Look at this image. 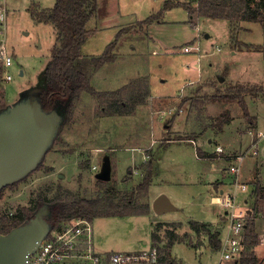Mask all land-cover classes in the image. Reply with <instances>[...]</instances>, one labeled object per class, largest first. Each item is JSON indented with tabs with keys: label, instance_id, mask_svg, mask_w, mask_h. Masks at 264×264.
Segmentation results:
<instances>
[{
	"label": "rangeland",
	"instance_id": "374dc122",
	"mask_svg": "<svg viewBox=\"0 0 264 264\" xmlns=\"http://www.w3.org/2000/svg\"><path fill=\"white\" fill-rule=\"evenodd\" d=\"M165 1L97 0L96 17L87 24V29H96V34L89 37L81 46L82 56L97 57L105 51L104 49L108 44L115 40L119 30L124 29L127 33L122 36L117 44L115 61L112 64H105L103 68L98 70L100 72H96L98 74L92 76L91 86L96 91H111L124 86L134 78L144 77L149 84L151 97L176 96L173 97L175 100L170 99L171 103L177 107L173 111V115L178 113L190 119L201 118L203 120L202 128L213 125V118L215 120L225 110L229 112L230 117L233 115L235 119H240L242 112L237 102L226 100L212 103L214 104L212 113L215 116L204 117L198 113L202 102L204 100L208 102L207 99L213 97L205 92H211L216 96L224 93L226 89H221L222 85L219 87L220 83L213 78L210 81L204 80V82L198 80L209 75L214 77L218 75L217 67L210 65L215 62L219 68L226 67L231 71V80L240 81L243 83L242 85L247 84L244 86L263 88L264 85H254L255 83L253 84L251 81L262 69V54L260 52H255V54L238 53L237 56H231V50L237 48L229 45L228 21L200 19L190 23L189 14L181 7L163 11L164 23L152 25L150 30L148 29L149 31H145L147 25H142L140 22L157 14L163 8ZM167 1L173 2V0ZM183 1L190 2V0ZM32 2H36L44 8L52 6L54 0H0V7L6 11L4 31L6 46L12 55V65L7 69V73L11 75L10 82L5 83V70L0 69V95L2 94L3 97L5 91V95L9 99L21 91H26L28 95L31 93V85L36 84L43 75L51 57L50 51L55 45L56 34H54L52 27L49 25L35 26L28 16L26 11L28 6V10H35V6L30 5ZM248 27L251 33H239L238 40L252 44L264 42V35L257 24H249ZM205 34H209L210 39H206ZM192 43L193 46L199 48V52L197 54L195 52L184 53L185 45ZM260 48L256 46L255 49ZM218 49L220 52L217 51ZM21 72H23L22 75H20ZM222 76L225 77V73ZM230 79L226 80V85H231ZM206 82L212 84L214 90L206 89ZM181 91L184 92L181 94ZM2 97L0 96V104ZM188 97L191 102L181 109L182 103ZM147 100L145 105H150L149 97ZM197 100L199 103L194 104ZM100 105L101 103H98L95 98L87 93L80 96L75 102L72 118L60 130L58 140L54 141L48 149L41 168L32 171L26 180L16 184L14 188H7L3 191L0 199V216L12 215L19 207L34 206L42 201L48 203L57 196H61L65 200L74 197L96 198L107 190L111 191V189L114 190L115 194L122 195L130 191L126 188L133 189L136 186V183L142 179L139 175L141 173L144 175V172L136 171L133 166L142 164L143 155L140 151L130 150V148L143 147V144L146 147L145 143L149 142L148 139L151 140L152 136L149 135L148 129L141 125V120L137 117L138 111L134 112L133 117L125 115L103 116L100 113ZM159 105L162 107V104ZM247 107L250 113H255V116L261 120L259 129L247 127L242 130V125L236 126L231 123L224 130L226 135L222 140L216 139L217 141L212 143L211 152L215 153L214 148L219 146L225 154H239L251 145L252 138L247 134V131H262L264 133V102L258 103L257 107H254L252 103ZM140 109L141 107L138 110ZM160 111L162 114H158L161 123L159 133L162 132L163 134L161 133V137L158 139V146L163 147L169 144L167 143L169 138L173 142L184 141L188 136H183L180 133L171 135V132L165 131L166 125L168 130L170 129L168 116H163L168 110L163 108ZM141 114V118H146L149 113L144 111ZM206 115L210 114L206 112ZM195 133L193 132V134ZM241 133L244 134L241 135ZM190 142L197 146L196 141L190 140ZM195 148L189 144H182L172 145L159 151L158 154L162 156V160L157 166L161 179L155 181L153 189L155 192L156 184L160 180L170 183V185L173 183L169 198L184 210L168 214L166 217H174L180 220L191 217L199 222H217L211 232L217 231L221 237L226 224L222 214L223 208L212 200L220 194L213 196L212 199H207L204 205L196 204L194 200L197 197L200 199L205 197L206 188L204 186L207 181L221 178L223 193L225 194L231 189L232 178L227 175L226 169L230 161H223L225 162L224 168L222 167L225 169L223 177L221 175L223 170L218 162H213L214 166L211 168L209 161L198 162L195 159V150H197ZM263 148L264 138L258 144L259 153L257 157L248 155L241 162L239 166L240 183L252 181L255 176L257 161L261 176L264 178ZM151 151L145 149L142 151L147 157L145 162H151L152 158L155 159L156 155L152 154ZM225 154L221 156H225ZM106 155L111 159V179L100 186L97 183L96 174H98L103 157ZM115 160L120 161L117 164V169H115ZM129 166L132 167L128 168ZM121 173L123 174L119 177ZM130 175L134 176L129 178ZM246 186L248 185L246 184ZM62 191H69V193H62ZM248 197L251 201V192ZM242 202H238L241 207L252 208V204L246 203L244 206ZM205 207L208 208L207 211H204ZM218 214H220L219 217ZM135 217L120 220L96 219L92 223L96 247L98 245L108 251L111 248L114 252L128 253L143 248V241L149 242V236L151 240V224L147 215ZM179 225L177 224L176 227ZM173 229L175 231L177 228L164 226L161 229L159 234L162 241L166 242L163 238L164 231ZM188 233L189 236L190 233ZM179 234L182 235L183 233L179 232ZM204 243L205 246L199 247L196 251L183 244L174 245L172 255L178 259L179 264H218V250L217 253L209 252L208 241L206 240ZM141 263L143 262L137 264Z\"/></svg>",
	"mask_w": 264,
	"mask_h": 264
},
{
	"label": "trees",
	"instance_id": "16d2710c",
	"mask_svg": "<svg viewBox=\"0 0 264 264\" xmlns=\"http://www.w3.org/2000/svg\"><path fill=\"white\" fill-rule=\"evenodd\" d=\"M98 4L97 0H55L52 8L42 11L28 10L30 16L39 23H51L56 31V43L51 49V57L45 67V83L40 92L35 93V97L42 105L44 112L56 110L63 117L61 129L68 124L75 110V102L83 93H87L95 98L100 105V113L103 116H130L133 115L136 107L147 103L149 97V84L144 77L134 78L124 86L114 91H96L91 86L92 76L98 72L105 64L113 63L116 59L115 49L122 36L127 33L121 29L116 34L115 40L108 44L105 51L97 57H83L81 46L95 33V30L87 29V24L96 15ZM172 7H181L191 15L205 17L213 20H227L230 24L231 40L237 45L245 47L247 50L255 49L256 46L244 44L235 41V26L239 22L258 23L264 27V0H194L193 2L173 3L166 1L163 8L157 14L140 22L142 25H149L161 16L163 11ZM1 69V67H0ZM2 70V69H1ZM262 93L264 87H249L242 84L228 86L225 92L213 96L211 100L237 102L241 109L242 116L248 122L253 118L249 116L247 104L244 95H255ZM2 97V94L0 95ZM28 96L26 91L22 92L21 99ZM4 107L0 106V111ZM231 121L229 112L223 111L214 120L213 128L221 131L225 124ZM60 129V130H61ZM59 134L55 137V141ZM199 157L206 158L207 155L197 150ZM45 158V157H44ZM44 158L34 169L41 168ZM144 172L142 179L129 192L118 195L114 190L102 193L96 198L74 197L67 200L57 196L53 201L40 202L30 207H19L12 215L0 216V233L7 234L15 227L23 225L41 210H47L44 220L50 229H57L67 220L74 218H87L93 221L102 217H120L148 215L150 207L144 201L148 194V187L153 177L152 163L147 161L138 166ZM28 176L15 181L0 190V199L3 191L11 189ZM101 186L106 181L97 180ZM253 210L248 218L244 233V250L242 258L238 264H259L253 255V248L258 245L259 238L256 232L255 216L259 212L261 199L263 198V188L258 182H254ZM68 194L69 191H62ZM177 228V224L156 223L154 231L151 233V242L157 250V259L160 264H177L175 259L170 256V248L174 242L181 241L173 230L164 231L165 245L159 234L164 227ZM180 226V225H179ZM189 226L197 233L207 231L206 225L190 221ZM208 237L213 248L218 249L220 240L218 232L208 231Z\"/></svg>",
	"mask_w": 264,
	"mask_h": 264
},
{
	"label": "crops",
	"instance_id": "0c3cea01",
	"mask_svg": "<svg viewBox=\"0 0 264 264\" xmlns=\"http://www.w3.org/2000/svg\"><path fill=\"white\" fill-rule=\"evenodd\" d=\"M193 1L194 0H190V2H193ZM184 2H186V1L173 0V3H184ZM54 3H55V0H54ZM54 3H53V5H54ZM32 4L35 6V10L36 11H42L44 9H50V8L53 7V5H52L50 7L42 8L36 2L35 3L32 2L30 5H32ZM28 8H29V6L27 7L26 11L28 12V16L34 22L35 26L49 25V26L52 27L54 34H56L55 28H54V26L51 23H47V24L44 23L43 24V23H39L36 20H34V18L30 16ZM172 8H174V7H172ZM161 16L156 21H154V22L150 23L149 25L145 26L146 27L145 31H149L150 27L152 25L163 24L164 23L163 16L162 17ZM200 19L202 20V19H209V18H205V17L201 18V17H198L197 15L189 14V22L190 23L193 22L194 20L198 21ZM211 20H213V19H211ZM249 24H251V25L257 24L258 27L261 29L263 35H264V27L260 26V24H258V23H248V22H239L235 26V33H234L235 34V41L237 43L240 42V43H244V44H249L251 46H255L256 45V46L261 47V48L260 49L247 50L245 47L237 45L234 41L231 40V30L232 29H230V24L228 22V27L230 29V32H229V45L234 46L235 48H237L236 50H231L230 55L231 56H237L238 53L255 54V52H258V53L260 52V54H262V63H263L262 64V69H260L257 72L256 78L254 80H251V81H253L252 82L253 84L255 83L254 85L262 86V85H264V42H259V43L252 44V43H245V42H242V41L238 40V34L239 33H242V32L248 33V34L251 33V30L248 27ZM95 31H96V29H95ZM56 37H57V34H56ZM205 38L206 39H210V35L209 34H205ZM55 43H56V40H55ZM217 51L220 52V49H218ZM210 65H212L213 67H217L218 75H216L215 77L209 75V76H206L204 79H199L198 81H203V82H204V80L210 81L213 78V79L217 80V82L220 83L219 87L222 85L220 87L221 89H225L226 87L232 86V85L243 84L240 81L238 82L237 80H233V79L231 80L230 79V78H232L231 77L232 76L231 75V71L229 69H227L226 67L225 68H219L218 64H215V62H212ZM101 68H103V67H101ZM98 72H100V71H98ZM223 73H225V75H226L225 77L222 76ZM22 74H23V72L20 73V75H22ZM95 74H98V73H95ZM228 78L231 80L230 81L231 85H226V80H229ZM41 79H42V76L38 79L39 81L36 84H33L31 86H34V85H37L38 83H40ZM222 81H223V83H222ZM189 82H191V81H189ZM5 83H6V81H5ZM253 84L250 83V85H253ZM244 85H247V84H244ZM205 87H206V89L214 90V86L212 84H208L207 83ZM3 88H4V85H3ZM111 91H114V90H111ZM22 92H24V91H21L20 93L15 94L11 99H9L8 96L5 95V91H4V96L1 98L0 106L5 108L7 106H10L12 103L17 102L19 100ZM182 92H184V91H181V94H182ZM205 93L207 95H209L210 97L214 96V94H212L211 92H205ZM208 93H211V94H208ZM207 95H205V96H207ZM173 97H176V96L169 95V96L162 97V98H154V97L150 96V92H149V101H150L149 104L150 105H148V104L147 105H145V104L144 105H139V106H137V108L135 110V113L138 111L137 117H138V119L141 120V125L143 127H145L146 129H148L149 135L151 134L152 139L151 140L148 139L149 142L145 143L147 145L146 147L143 144V147H135V148L133 147V148H130V150L140 151V153L143 155V160H142L141 163H144L147 160L146 159L147 157L145 156V154L142 153V151H144V149L145 150H152L151 151L152 154L156 155L155 159L152 158L153 160L151 161L152 162V167H153L152 171H154V172H153L152 180H151V182L149 184V187H148V189H149L148 190V194H147V196L144 199V201H146L148 203V206L150 207V213L147 215V217L149 218L150 224H151V226H150L151 227L150 234L154 231L156 223H163V224H173V223H175V224H180V226L177 227V229L175 231H176V234L178 235V237H180L182 240L174 242L173 246L177 245V244H183L187 248L193 249V250L196 251V250L199 249V247L202 248V246H205L204 242L207 240L208 241V249H209L208 251L209 252L212 251V252H216L217 253L218 249H215V248L212 247V245L210 243V240H209V237H208V233H207L208 231L211 232V230L215 228L217 222H215V223L199 222V221L194 220L191 217L186 219V220H180V219L174 218V217L173 218L166 217V215H168V214L182 212L184 209L181 206H177L176 204H174L173 201H171V199L169 198V194H170L171 187H172L173 183L170 185V183H167V182H164V181L160 180V182L158 184H156L157 185L155 187L156 191L154 192L153 188H154V185H155V181L157 179L158 180L161 179L160 178L161 177L160 176V172L158 171V166L157 165L162 160V156L159 155L158 153H159V151L164 150L166 148H169L172 145H182V144L183 145L184 144L188 145L189 144V145L195 146L196 147L195 149H197L201 153L205 154V156L207 155L206 158H201V157H199V155L197 153V150H195V153H196L195 159L198 162L209 161L211 168H213V166H214L213 162H218L221 165V168L222 167L224 168V166H225L224 163L225 162L220 161L219 159H217L215 153L211 152L212 143L214 144V141H217L218 139L222 140V138L226 135V134H224V130L226 129L227 126H230L231 123H234L236 126L237 125H242L243 126L242 130L244 128H247V127L254 128L255 130H257V129H259L261 120L258 119V116H255V113H253V112L250 113L248 111L249 112V116H251L253 118L252 122L246 121L243 116L240 119L239 118L235 119V117H233V115H231V121L228 124H225L221 131H217L215 128H213L212 127L213 125L205 126V127L202 128V123H203L202 121L203 120L201 118L190 119L187 116L185 117V115L178 114V113L173 115V111H175V109L177 108L175 104L171 103V100H175V99H173ZM189 97L187 99H185L184 103H182L181 109L184 108V105H187V104H189L191 102V100H189L190 99ZM244 99H246L247 106L252 103L254 105V107H257L258 103L264 102V95L262 93H257L255 95L246 94V95H244ZM207 100H209L210 102L209 101L206 102L204 100L202 102V104H201L202 106L200 108V112L198 110V113L202 114V116H204V117L205 116H211V115L215 116V114L212 113V106L214 105L212 103L214 101H212L211 98H208ZM196 103H199L198 100H197V102H194V104H196ZM209 103H211V104H209ZM159 104H162V107ZM155 106H156V109H155ZM140 107H141V109L138 110ZM163 108H166V110H168L165 114H163V116L164 115L166 117L168 116L167 118H169V126H170V129L168 130V126L166 125L165 131L166 132H168V131L171 132V135L173 133H180L183 136H188L184 141L181 140L180 142H173L171 140V138H169V140L167 142L169 144H167L166 146H163V147L158 146L157 142H158V139L161 137L160 135L162 133V132L159 133V131H161L159 129V125H161V123H160V120L158 119V114H160V115L162 114L161 113L162 111H160V110H162ZM144 111H147L149 114H147L146 118H141V115H142L141 113H143ZM206 112H208L210 115H206ZM135 113H134V115H135ZM134 115H131V116H128V117H133ZM145 119H148V120H145ZM196 119H198V120H196ZM213 121H214V118H213ZM137 122H139V121H137ZM193 132H196V133L193 134ZM243 134L244 133H241V135H243ZM190 140L196 141L197 142V146L193 145L190 142ZM155 147H157V148L155 149ZM263 151H264V148H263ZM262 155L264 157V152H263ZM118 162H120V161L119 160L118 161L115 160V165H116L115 169H117ZM260 162H261V160H260ZM110 164H111V159H110ZM138 166H139V164L136 165V166L134 165L133 167L136 168V171L142 172V170L139 169ZM258 166H259V162L257 161L256 162L255 171H254L255 172L254 178L252 179V181L250 183H247V182L245 183L250 188L247 187L246 191H243L242 193L241 192L238 193L237 194V201L240 202V203L243 201L242 205L244 204V201H246V203L248 205L252 204V206H253V202L254 201H253L252 192H253L254 187H255L254 186V182H258L260 184V186H262V188H263V198L261 199V203L262 204L260 206L259 212L255 216L256 232H257L258 238L260 240H259L258 245L253 248V255L256 257V259H257L259 264H264V178L261 176L260 168H258ZM130 167H132V166H129L128 168H130ZM223 168H222L223 171H221V175L224 177L223 173H224L225 169H223ZM111 171H112V164H111ZM122 174L123 173H121L119 175V177L122 176ZM135 175H136V173H135ZM132 176H134V175H132ZM132 176L130 175L129 178H131ZM139 176L142 178L143 177V173H141ZM220 179L207 181V183H205V186H204V188H206L205 197L202 198V199H200V197H197V199H195L194 202L196 204H199V205H204V204H206L207 199H209V198L212 199L213 196L218 195V193L221 194L223 192L222 191V187L223 186H222V182H220ZM130 180H128V181H130ZM128 185H131V184H128ZM214 186L217 187V190L214 189ZM126 189L127 190H131L130 188L129 189L126 188ZM250 192H251V196H252V200L251 201H250V199H248L249 198L248 195H249ZM159 195H165L169 199L171 205L175 206L176 208L173 209L172 211H168V212H165V213H162V214L154 213L151 205H152L154 199L157 198ZM212 205H217V204H212ZM217 206H219V205H217ZM207 209L208 208L205 207L204 211H207ZM220 214H221V212H220ZM220 214H218V217H219ZM137 216L135 218H137ZM133 217L134 216H120V217H102V218L119 219L120 220V219H133ZM102 218H96V219H102ZM96 219H94L92 221V223ZM217 220H218V218H217ZM190 221H194V222L206 225V228H207L206 230L207 231H201L200 233L195 232L189 226ZM181 230H187V231H183L182 232ZM179 232L183 233V234L180 235ZM187 233L189 234V236L187 235ZM142 245H143V248L138 249V251L133 252V253H138V252H143V251L144 252H149V251H151L152 249L155 248L154 245L152 244L151 240H150V236H149V242L144 240ZM164 245H165V242H163L161 244V246H164ZM173 246L170 248V256H171L172 259H175L177 264H179L178 259H176V257L175 256L173 257V255H172ZM96 248L100 252L108 251V250H105L104 248L102 249L98 245H97ZM109 249H110V251H112L111 248H109ZM218 257H219V253H218ZM219 259H220V257H219ZM219 259H218V261H219ZM141 264H153V263L143 262ZM156 264H160V263H156Z\"/></svg>",
	"mask_w": 264,
	"mask_h": 264
},
{
	"label": "built area",
	"instance_id": "2783aa9c",
	"mask_svg": "<svg viewBox=\"0 0 264 264\" xmlns=\"http://www.w3.org/2000/svg\"><path fill=\"white\" fill-rule=\"evenodd\" d=\"M6 11L0 7V67L5 70L4 80L11 81V75L7 69L12 65V55L8 52L5 41ZM184 53L196 54L199 48L185 45ZM252 138L251 145L239 154H225L221 147L214 148L217 159L230 161L227 175L231 176V189L225 194L222 192L213 202L222 206V214L225 219V227L219 237L218 264H238L244 250V233L248 218L252 210L241 207L237 201V194L247 190L245 183L239 182V166L248 155L257 157L258 144L264 138L262 131H247ZM193 142V141H192ZM225 154V156H221ZM96 169V167H93ZM246 205V201H244ZM243 204V205H244ZM244 205V206H245ZM94 227L92 221L87 218H74L64 222L60 228L51 229L50 232L37 244L38 246L28 256V264H137L148 262L156 264L157 250L154 248L149 252H100L93 239ZM224 233V234H223Z\"/></svg>",
	"mask_w": 264,
	"mask_h": 264
},
{
	"label": "water",
	"instance_id": "95a60500",
	"mask_svg": "<svg viewBox=\"0 0 264 264\" xmlns=\"http://www.w3.org/2000/svg\"><path fill=\"white\" fill-rule=\"evenodd\" d=\"M44 73L25 99L20 96L17 102L0 111V190L31 174L60 132L63 117L56 110L44 112L35 97L44 86ZM110 172V159L106 155L96 179L107 182L111 179ZM151 207L157 214L176 208L165 195L155 198ZM47 212L41 210L29 222L7 234L0 233V264H28L29 254L51 230L44 220Z\"/></svg>",
	"mask_w": 264,
	"mask_h": 264
}]
</instances>
